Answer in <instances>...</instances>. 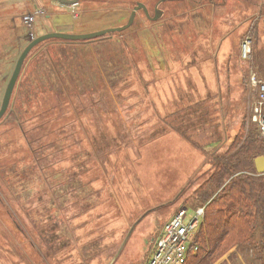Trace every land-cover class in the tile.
<instances>
[{
	"label": "rangeland",
	"instance_id": "1",
	"mask_svg": "<svg viewBox=\"0 0 264 264\" xmlns=\"http://www.w3.org/2000/svg\"><path fill=\"white\" fill-rule=\"evenodd\" d=\"M42 1L0 0V107L51 11L72 12L53 18L68 33L120 27L138 2L162 15L140 9L122 32L29 53L0 120V264H144L171 215L203 206L211 152L257 129L264 0ZM238 234L202 264H261Z\"/></svg>",
	"mask_w": 264,
	"mask_h": 264
},
{
	"label": "trees",
	"instance_id": "2",
	"mask_svg": "<svg viewBox=\"0 0 264 264\" xmlns=\"http://www.w3.org/2000/svg\"><path fill=\"white\" fill-rule=\"evenodd\" d=\"M241 128L227 152L219 154L221 144L211 152L212 172L196 190L197 204L206 206L197 233L200 249L187 264H202L204 258L215 261V255L227 250L216 253L217 248L229 247L227 239L232 232H239V241L255 252H264V174L255 168V159L264 156V139L256 127L247 134Z\"/></svg>",
	"mask_w": 264,
	"mask_h": 264
},
{
	"label": "built area",
	"instance_id": "3",
	"mask_svg": "<svg viewBox=\"0 0 264 264\" xmlns=\"http://www.w3.org/2000/svg\"><path fill=\"white\" fill-rule=\"evenodd\" d=\"M38 14L44 15L42 11ZM24 19L27 24L32 25L34 16L28 14ZM248 44L249 42H244L242 45L243 56L247 58L250 52ZM249 81L255 93L252 119L257 125L260 137L264 139V79L252 70ZM205 207L198 206L191 212L187 207L181 208L171 215L155 237L150 255L144 264H187L189 258L200 249L197 233Z\"/></svg>",
	"mask_w": 264,
	"mask_h": 264
},
{
	"label": "water",
	"instance_id": "4",
	"mask_svg": "<svg viewBox=\"0 0 264 264\" xmlns=\"http://www.w3.org/2000/svg\"><path fill=\"white\" fill-rule=\"evenodd\" d=\"M60 2L61 4L64 5H78L80 0H56ZM165 1V0H162ZM160 1L157 6L162 2ZM156 6V7H157ZM143 9L146 14H148L147 7L142 4V3H137L134 6V9L131 12V15L126 22V24L121 25L120 27H115V28H107L104 30H99L95 32H89V33H68V32H61V31H53V32H48L45 34H42L36 38H34L30 43L24 48L22 53L20 54L15 68L12 72L11 78L8 82V85L6 87L4 97L2 100V104L0 107V120L4 117V115L7 113V110L11 104V100L13 97V94L15 90H17L18 87V82L22 74V70L24 69V63L25 60L27 59L29 53L31 50H33L36 46H38L40 43L46 41V40H52V39H58V40H64V41H70V42H79V41H89L97 38H102L105 35L116 33V32H122L129 28L135 21L137 11ZM149 18L152 20H157L158 18L161 17L162 12L156 8V14L154 17L150 16V13L148 14ZM255 166L258 171V173L263 174L264 173V156L257 157L255 159Z\"/></svg>",
	"mask_w": 264,
	"mask_h": 264
},
{
	"label": "crops",
	"instance_id": "5",
	"mask_svg": "<svg viewBox=\"0 0 264 264\" xmlns=\"http://www.w3.org/2000/svg\"><path fill=\"white\" fill-rule=\"evenodd\" d=\"M45 1V0H44ZM41 2H43L42 0H41ZM62 5H64V4H62ZM33 7H35L34 5H32ZM64 6H70V5H64ZM60 12H62V13H66V14H68V15H70L71 17H72V15H71V13L72 12H69V11H67V10H61V11H51V13H49L48 15H46L45 16V18L47 19V23L49 24V25H51V27L50 28H52V29H49V28H47V29H49V31L50 30H53V31H61V32H63L64 30H67V29H62V28H64V26H66V25H64V24H57V25H52L53 23H54V20H53V18H55L54 16H57V15H59V13ZM45 15V14H44ZM39 19V18H38ZM69 20V19H68ZM73 20V19H72ZM36 21H38V20H36ZM53 21V22H52ZM40 24L41 25H44V23H43V21H41L40 22ZM46 28L44 29L45 31L44 32H46V30H47ZM58 44H66V43H70V44H73V43H76V42H57ZM52 53V52H51ZM53 54V53H52ZM56 54V53H55ZM261 77V76H260ZM263 78V77H262ZM264 79V78H263Z\"/></svg>",
	"mask_w": 264,
	"mask_h": 264
},
{
	"label": "bare ground",
	"instance_id": "6",
	"mask_svg": "<svg viewBox=\"0 0 264 264\" xmlns=\"http://www.w3.org/2000/svg\"><path fill=\"white\" fill-rule=\"evenodd\" d=\"M147 10H148V14H149L150 12H149V8H148V7H147ZM4 116H5V115H4Z\"/></svg>",
	"mask_w": 264,
	"mask_h": 264
},
{
	"label": "flooded vegetation",
	"instance_id": "7",
	"mask_svg": "<svg viewBox=\"0 0 264 264\" xmlns=\"http://www.w3.org/2000/svg\"><path fill=\"white\" fill-rule=\"evenodd\" d=\"M14 95V94H13ZM8 111V110H7Z\"/></svg>",
	"mask_w": 264,
	"mask_h": 264
}]
</instances>
